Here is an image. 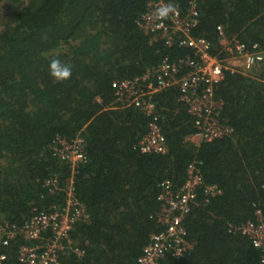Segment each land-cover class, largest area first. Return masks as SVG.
Masks as SVG:
<instances>
[{
	"label": "trees",
	"instance_id": "16d2710c",
	"mask_svg": "<svg viewBox=\"0 0 264 264\" xmlns=\"http://www.w3.org/2000/svg\"><path fill=\"white\" fill-rule=\"evenodd\" d=\"M162 1L182 12L189 2ZM145 6L146 0H0V215L19 225L34 210L60 204L61 196L42 184L54 176L63 182L69 170L50 147L79 134L86 161L74 185L88 219L69 236L81 255L67 252L59 264H136L162 230L159 185L169 180L179 188L193 161L221 195L206 201L198 193L183 221L193 249L161 264H261L262 254L234 228L264 209V61L256 80L225 76L215 95L223 103L219 119L232 133L199 147L186 140L193 123L178 93L156 94L167 152L143 155L137 143L149 119L116 102L111 85L190 52L142 33L137 22ZM218 26L247 48L264 50V0H202L192 35L214 50ZM52 58L71 65L69 79H52ZM19 243L1 249L3 264H18Z\"/></svg>",
	"mask_w": 264,
	"mask_h": 264
},
{
	"label": "built area",
	"instance_id": "2783aa9c",
	"mask_svg": "<svg viewBox=\"0 0 264 264\" xmlns=\"http://www.w3.org/2000/svg\"><path fill=\"white\" fill-rule=\"evenodd\" d=\"M201 1L189 0L185 12L174 6V13L157 18L156 10L169 4L162 0H146L144 13L137 22L142 33L151 41H162L168 48L177 45L190 52L176 62L163 60L139 78L111 85L116 102L122 107L138 110L149 119L148 131L137 143V149L143 155L167 152L152 100L156 94L169 90L178 93V101L186 106L193 123L194 132L186 140L199 147L232 133L231 128L219 119L223 103L215 95L225 76L240 75L256 80L255 73L264 61V50L259 45L247 48L236 38L227 37L221 26L216 28V53L208 40L194 37L192 31L198 23ZM50 149L55 159L69 170L63 182L54 176L42 184L47 194L61 196L60 204L46 210H34L30 218L19 225L8 223L0 215V264L7 260V254L1 249L17 241L20 242L16 248L18 264H59L67 252L81 255L69 236L77 224L88 219L85 206L76 197L74 185L77 170L86 161L85 141L79 134L72 140L59 138ZM199 165L196 161L187 165L185 180L179 188L174 189L169 180L159 185L157 202L160 210L156 219L162 230L142 249L136 264H161L167 256L180 259L193 249V243L187 239L184 219L198 193L206 201L221 195L216 185L204 183ZM253 216L234 230L262 254L261 264H264V209L256 207Z\"/></svg>",
	"mask_w": 264,
	"mask_h": 264
},
{
	"label": "clouds",
	"instance_id": "9594fccd",
	"mask_svg": "<svg viewBox=\"0 0 264 264\" xmlns=\"http://www.w3.org/2000/svg\"><path fill=\"white\" fill-rule=\"evenodd\" d=\"M175 12V7L172 4H169L167 7H161L156 10L154 15L157 18H165L170 13ZM49 74L52 79L56 82L65 81L70 78L72 74L71 65L61 61L59 58H52L48 65Z\"/></svg>",
	"mask_w": 264,
	"mask_h": 264
}]
</instances>
